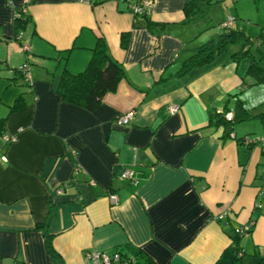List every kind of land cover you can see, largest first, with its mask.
<instances>
[{
	"label": "crops",
	"instance_id": "crops-1",
	"mask_svg": "<svg viewBox=\"0 0 264 264\" xmlns=\"http://www.w3.org/2000/svg\"><path fill=\"white\" fill-rule=\"evenodd\" d=\"M152 1L148 28L117 0H30L26 22L15 18L23 0H0V264H55L44 231L63 264H87L90 251L133 264H264V152L238 141L264 129L236 126L234 138L211 123L240 99L244 122L264 128L261 86L247 60H231L240 46L179 73L236 18L221 2L200 16L186 10L196 0ZM98 39L124 77L88 112L56 89Z\"/></svg>",
	"mask_w": 264,
	"mask_h": 264
},
{
	"label": "trees",
	"instance_id": "trees-1",
	"mask_svg": "<svg viewBox=\"0 0 264 264\" xmlns=\"http://www.w3.org/2000/svg\"><path fill=\"white\" fill-rule=\"evenodd\" d=\"M126 3L127 0H117ZM132 4L137 5L139 0H130ZM219 0H196L188 3L186 5V10L195 8V13L198 15H203L206 9L219 4ZM18 13L15 18L18 21L26 22V15ZM148 25V28L154 27L155 25L151 23L147 14H140ZM233 23L234 19L232 18ZM232 23V25H233ZM223 33L217 38L216 41L212 43L205 44L201 46L193 56H191L180 69L179 73L185 74L192 70L193 68L202 66L222 53L227 52L228 48L231 46H240V50L230 56L231 60L234 62H239L242 60L248 61L247 75L254 80V84L261 86L264 85V53L259 51L260 57L255 55L253 52L254 41L242 31H238L230 28H223ZM127 39L125 36L122 38V46L126 47ZM18 74H21L24 79L23 67L17 70ZM124 77V69L121 65L113 61L109 54L105 42L102 39H98L96 46L92 50V56L87 67L78 74H71L64 70L60 76L57 94L60 96L61 100L67 104L78 106L85 111L91 112L96 110L102 104V99L108 93H113L118 87L119 82ZM28 87L31 85L25 82ZM25 92L19 95L15 100L14 104L10 108V113L18 111L25 106L24 96ZM238 95L232 98H237ZM238 99V98H237ZM238 105L235 109V114L232 119L228 121L223 115H214L212 117L211 123L215 126H221L224 128L226 135L231 136L234 126L236 124L242 123L248 120L250 114L244 108V105L240 99L237 100ZM264 119V114L260 115ZM2 124L0 122V129ZM244 136L238 141L244 144ZM235 138V137H234ZM245 145V144H244ZM248 148L253 146L245 145ZM46 237L47 250L54 261L55 264H63L60 256L54 251L51 244V236L44 231ZM238 236L234 239V244L237 247ZM123 262L127 261L129 264H133V261L126 259L122 256ZM150 264H153L150 262Z\"/></svg>",
	"mask_w": 264,
	"mask_h": 264
},
{
	"label": "rangeland",
	"instance_id": "rangeland-1",
	"mask_svg": "<svg viewBox=\"0 0 264 264\" xmlns=\"http://www.w3.org/2000/svg\"><path fill=\"white\" fill-rule=\"evenodd\" d=\"M220 4H223V8H227L230 11L229 14L235 16L234 18H236V21L234 26L237 24L235 30L242 31L243 29V31L254 41L253 52L260 57L259 51L264 53V0H221ZM219 16V14L215 13L213 17L218 18ZM216 29L219 32V28L216 27ZM257 47L259 48V51L257 50ZM260 92L264 94V85H261ZM251 95L254 96L253 92H251ZM262 100H264V96H262ZM236 126H252V130L259 131L260 133L262 132V129H264L259 122L254 120L236 124L234 128ZM253 134L254 135L252 136H255V133Z\"/></svg>",
	"mask_w": 264,
	"mask_h": 264
},
{
	"label": "built area",
	"instance_id": "built-area-1",
	"mask_svg": "<svg viewBox=\"0 0 264 264\" xmlns=\"http://www.w3.org/2000/svg\"><path fill=\"white\" fill-rule=\"evenodd\" d=\"M29 2H30V0H23V3H24L23 7L24 8L22 9V14H25L26 5H28ZM126 3L130 6L132 11L137 15L148 14L152 8V5H153L152 0H139V3L137 5L132 4V2L130 0H127ZM232 23H233V20L231 18H229L228 21L222 25V28H230L232 26ZM23 72H24L25 81L31 85V76L29 73L28 66L23 67ZM169 111L171 113H176L177 109H176V107H171V108H169ZM133 117H134V112H130V113L120 117L118 119V123L121 125L128 124L129 121L132 120ZM225 118L228 121H230L232 119V116L228 114L225 116ZM231 136L235 137L233 134ZM3 139L6 143H12L14 141V138L8 137V136H4ZM243 143L245 145L257 146L260 148V150L262 152H264V135H262L261 137H258L256 139L247 136L244 138ZM2 159H4V158L2 157ZM122 178L126 181H131V182L137 184V182L134 181L133 173L130 170H126L123 173ZM110 200L112 202H116V197L111 196ZM246 230H248V228H246ZM84 259H85V262L87 264H129V262H127V261L123 262V258L121 256V254L118 252L113 253V254H106V253H101V252H96V251H90V252H87L85 254Z\"/></svg>",
	"mask_w": 264,
	"mask_h": 264
}]
</instances>
